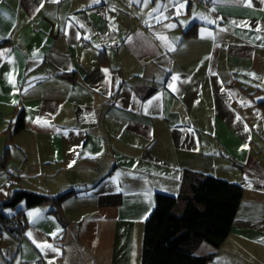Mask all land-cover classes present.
<instances>
[{"label":"crops","instance_id":"obj_1","mask_svg":"<svg viewBox=\"0 0 264 264\" xmlns=\"http://www.w3.org/2000/svg\"><path fill=\"white\" fill-rule=\"evenodd\" d=\"M261 100L264 0H0V203L75 188L66 227L49 204L0 205L23 222L1 233L0 264H140L155 194H178L184 170L243 187L222 244L193 252L264 264Z\"/></svg>","mask_w":264,"mask_h":264},{"label":"trees","instance_id":"obj_2","mask_svg":"<svg viewBox=\"0 0 264 264\" xmlns=\"http://www.w3.org/2000/svg\"><path fill=\"white\" fill-rule=\"evenodd\" d=\"M192 29L185 34H192ZM105 57L100 55L101 61ZM60 76L75 80V73ZM264 108V100L258 101ZM24 126L23 110L13 122L11 134ZM75 192V188L55 195L38 193L27 189L13 191L0 205L15 207L20 201L26 206L49 204L64 227L69 224L62 208V202ZM243 187L227 179L184 170L180 191L176 195L156 192L155 205L144 222L140 264H206L214 257L215 251L206 254L194 253L192 242L204 241L217 249L228 236L239 204ZM119 195L99 198L101 205L120 202ZM4 216L0 213V235L8 230L7 223L19 216Z\"/></svg>","mask_w":264,"mask_h":264},{"label":"built area","instance_id":"obj_3","mask_svg":"<svg viewBox=\"0 0 264 264\" xmlns=\"http://www.w3.org/2000/svg\"><path fill=\"white\" fill-rule=\"evenodd\" d=\"M106 10V5L104 3H101L94 7V13L97 16H102ZM9 174L10 175H15V176H20L21 175V170L15 166H12L9 168ZM45 204H41V208H44ZM23 226L22 219L20 217H16L15 219H11L7 223V228L9 231L15 232L16 234L21 232ZM37 264H45L44 261L40 258L37 260Z\"/></svg>","mask_w":264,"mask_h":264},{"label":"rangeland","instance_id":"obj_4","mask_svg":"<svg viewBox=\"0 0 264 264\" xmlns=\"http://www.w3.org/2000/svg\"><path fill=\"white\" fill-rule=\"evenodd\" d=\"M9 167V166H8ZM0 179H1V176H0ZM4 183V178L3 179H1L0 180V185H2ZM16 207V206H15ZM15 207H8V206H4L3 207V209H2V211H4V213H11L14 209L13 208H15ZM206 244V243H205ZM72 248H73V250H72ZM83 248V247H82ZM80 249H81V247H80ZM72 250V251H71ZM71 251V252H70ZM77 254V255H80V252H79V246H75V250H74V247H72V246H69V247H67V250H66V256H70V255H72V254ZM81 254H84L85 255V257H86V255L88 254V252L85 250V248H83V250L81 249ZM82 257V256H81Z\"/></svg>","mask_w":264,"mask_h":264},{"label":"snow or ice","instance_id":"obj_5","mask_svg":"<svg viewBox=\"0 0 264 264\" xmlns=\"http://www.w3.org/2000/svg\"><path fill=\"white\" fill-rule=\"evenodd\" d=\"M249 2H250V0H249ZM175 79V78H174ZM71 166V165H70ZM30 215H31V213H30ZM50 247V246H49Z\"/></svg>","mask_w":264,"mask_h":264}]
</instances>
